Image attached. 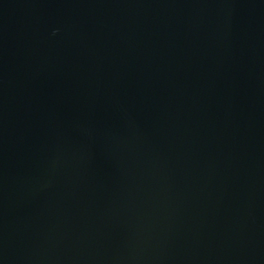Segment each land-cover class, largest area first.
Masks as SVG:
<instances>
[{
    "label": "water",
    "instance_id": "obj_1",
    "mask_svg": "<svg viewBox=\"0 0 264 264\" xmlns=\"http://www.w3.org/2000/svg\"><path fill=\"white\" fill-rule=\"evenodd\" d=\"M0 264H264V0H0Z\"/></svg>",
    "mask_w": 264,
    "mask_h": 264
}]
</instances>
